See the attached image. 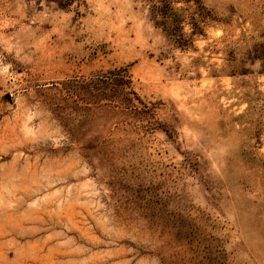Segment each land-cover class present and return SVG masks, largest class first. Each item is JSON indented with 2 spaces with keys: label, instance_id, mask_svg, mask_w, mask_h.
Returning <instances> with one entry per match:
<instances>
[{
  "label": "rangeland",
  "instance_id": "374dc122",
  "mask_svg": "<svg viewBox=\"0 0 264 264\" xmlns=\"http://www.w3.org/2000/svg\"><path fill=\"white\" fill-rule=\"evenodd\" d=\"M200 1L183 50L143 0H0V264H264V0ZM118 67L136 108L66 94Z\"/></svg>",
  "mask_w": 264,
  "mask_h": 264
},
{
  "label": "trees",
  "instance_id": "16d2710c",
  "mask_svg": "<svg viewBox=\"0 0 264 264\" xmlns=\"http://www.w3.org/2000/svg\"><path fill=\"white\" fill-rule=\"evenodd\" d=\"M148 6V15L167 39L180 49H188L193 37L202 34L208 11L200 0H143ZM183 2L186 7H176ZM191 3V5H189ZM190 31H185V26ZM66 94L76 101L99 104L109 101L122 108H136L141 99L133 90L131 75L127 67H118L88 78L63 82Z\"/></svg>",
  "mask_w": 264,
  "mask_h": 264
}]
</instances>
